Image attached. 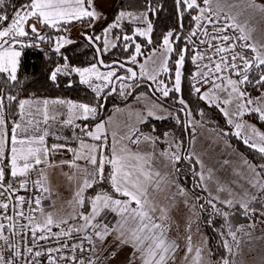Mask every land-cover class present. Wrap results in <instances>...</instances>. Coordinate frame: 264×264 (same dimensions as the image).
Returning a JSON list of instances; mask_svg holds the SVG:
<instances>
[{
  "label": "rangeland",
  "instance_id": "obj_1",
  "mask_svg": "<svg viewBox=\"0 0 264 264\" xmlns=\"http://www.w3.org/2000/svg\"><path fill=\"white\" fill-rule=\"evenodd\" d=\"M62 1L35 0L33 11L23 10L6 27H1L5 18L0 14V69L4 74L15 80L20 47L45 44L59 52L90 39L99 43L103 52L112 49L119 40L125 49L132 47L126 65L135 69L138 77L135 83L120 82L116 92L106 97L112 80L116 76H128L125 72L115 68L104 70L97 62L88 68H72L80 83L103 104L108 99L104 117L93 123L103 104L82 106L59 99L60 105L57 102L49 106L47 114L42 113L41 117L37 114L34 125L29 126V133L37 137L32 141L35 155L24 158L22 163L27 169L36 170L42 183L45 199L40 210L44 230L70 231L84 228L94 218L100 219L104 227L97 237L94 264H264V221L249 215L245 219L234 217L235 209L247 212L248 205L259 199L264 183L257 168L225 138L230 132L264 156V129L250 119L255 114L264 121V114L260 101L244 92L245 76L231 84H215L198 92L207 106L215 107L222 114L228 128L212 130L194 118L180 98L171 97L180 91L186 51L191 63L185 39L181 54L171 64L175 40L168 33L157 46H150L151 24L146 15L138 17L120 12L110 20L118 0H83L69 23L64 21L71 8L63 10ZM180 2L185 13L194 11L192 29L206 10L230 19L252 42L255 67L264 66V3L253 0ZM214 3L227 9L229 14L217 11ZM124 25L131 28L130 34ZM47 30L55 35L45 38ZM137 39L145 41L149 48L141 46ZM4 41L9 43L1 51ZM42 106L46 107L45 103ZM62 106L65 111L61 114H65L67 123L62 127L46 125L50 122L46 120L56 116ZM181 111L184 112L182 122L191 133L187 147L172 133L159 139L141 131V124L148 120L172 118L180 123L178 112ZM43 112L46 111L43 109ZM3 117L0 95V174L5 180L1 163L8 147L4 148ZM87 123L89 127L102 125L107 136L103 150L83 142L82 127ZM74 126L78 133L69 135ZM52 128L64 134L58 131L53 134ZM108 133L126 135L131 141L138 137L134 145L129 140L126 142V164L122 157L111 162L105 154ZM49 136L59 142L58 145L49 142L58 151L52 153L59 154L55 155L58 160H52L46 152ZM181 158L198 167L194 177L198 192L204 197L192 194L179 178L178 171L185 170L182 173L187 174L186 170L192 168L188 163L182 166ZM6 179L9 180L7 175ZM107 187L113 194L106 191ZM202 199L206 210L228 224L222 233V247L227 252L223 259H212L213 249L201 222Z\"/></svg>",
  "mask_w": 264,
  "mask_h": 264
},
{
  "label": "trees",
  "instance_id": "obj_2",
  "mask_svg": "<svg viewBox=\"0 0 264 264\" xmlns=\"http://www.w3.org/2000/svg\"><path fill=\"white\" fill-rule=\"evenodd\" d=\"M32 1L0 0V14L5 18L1 27H6L18 13L27 9ZM253 1L264 3V0ZM180 11L182 28L179 26L175 0H118V4L114 8L110 20L120 12L134 14L138 17L146 15L151 24L150 46H157L168 33H171V38L175 40L174 52L170 58V63L172 64L181 54L184 47L183 40L194 25V20L192 19L194 11L185 13L184 6L181 2ZM124 28L126 33H131L129 26L124 25ZM54 35L55 32L47 30L45 38ZM92 39L94 38L92 37ZM92 41L98 45L100 50L102 49L99 43L94 40ZM137 41L141 46L145 47L146 45V48H149L145 41L140 39H137ZM20 50L21 55L15 80L11 81L5 74L0 73V95L3 100L4 120L8 132L18 122L20 117V103L25 99H61L86 105L101 106L103 104V101L97 98L87 86L80 83L78 77L72 73V68H85L97 62L96 52L88 41L79 42L59 52L53 50L50 45L45 44L39 46L31 45L24 48L20 47ZM131 54L132 47L125 49L124 44L120 40L117 45L107 52L101 50L102 59L106 63L117 61L126 65L128 64L126 60ZM189 56V53L186 51L183 60L179 94H172L171 97L175 99L180 98L185 103L189 113L208 128L216 131L228 130L225 127V120L222 114L215 107L207 106L200 99L199 94L192 91L190 85L191 63ZM58 70L59 73L56 74ZM53 75H56L55 78H53ZM245 80V83H243L244 92L251 98L259 97L264 92V66H259L258 68L254 66L245 76ZM107 101L103 104V110L99 111L98 118L93 123L100 121L104 117ZM163 106L169 108L166 104H163ZM178 115L181 120L180 123H176L172 118L148 120L141 124V131L159 139L164 138L168 133H172L180 140L185 148L190 143L191 133L189 128L182 122L184 112H178ZM250 119L257 127L264 129V121H261L257 115L251 114ZM225 138L239 154L257 168L264 183L263 154L245 144L230 132L225 134ZM51 159L58 160L59 157ZM8 162L6 153L1 163L5 180H7ZM187 163L192 166L191 171L186 170L187 174L182 173L185 170L178 171L179 178L181 180L183 179L192 194L203 196V193L198 192L197 180L194 177L198 167L189 160L181 158L182 166L187 165ZM105 169L109 171L108 167ZM106 191L109 194H113L110 187ZM204 199L201 200L202 202L200 201L199 209L202 218L201 222L208 236V243L213 249L212 259H223L227 256V252L222 247V233L224 227L228 224L227 222L224 223L221 217L216 216L211 210L204 208L205 206L202 204L205 203L203 201ZM245 215H249V217L255 216L264 221V186L259 199L248 205L247 212L235 209L234 217L245 219Z\"/></svg>",
  "mask_w": 264,
  "mask_h": 264
},
{
  "label": "built area",
  "instance_id": "obj_3",
  "mask_svg": "<svg viewBox=\"0 0 264 264\" xmlns=\"http://www.w3.org/2000/svg\"><path fill=\"white\" fill-rule=\"evenodd\" d=\"M185 44L191 53L190 85L195 93L211 85L231 84L256 65L249 38L213 10L197 20ZM98 140L106 143L104 130ZM0 184L4 186L0 189V264H94L97 237L104 227L100 219L70 231L38 230L34 222L45 196L36 170L7 181L0 174Z\"/></svg>",
  "mask_w": 264,
  "mask_h": 264
},
{
  "label": "crops",
  "instance_id": "obj_4",
  "mask_svg": "<svg viewBox=\"0 0 264 264\" xmlns=\"http://www.w3.org/2000/svg\"><path fill=\"white\" fill-rule=\"evenodd\" d=\"M80 2L83 5V0H63L61 2L63 10H65L67 7L71 8V10L69 11L70 14L66 18V21H64V22L71 21V17L74 16V13L76 12V9L78 8V5ZM34 3H35V0H33L31 2V4L29 5L27 10L33 11L32 7L34 6ZM214 4H215V8L217 9V11H220L223 14L224 13L229 14V11H227V9H224L220 4H217V3H214ZM257 4H259V3H257ZM35 16L38 18L37 15H35ZM40 22H42V20H40ZM44 23H41V24L45 25ZM48 25H45V26L50 27ZM4 43H5V45H1L2 46L1 51L4 49V47L7 46V44L9 42L4 41ZM255 60H256V58H254V61ZM90 66H87L85 68H88ZM0 73L6 74V72L2 71V69H0ZM7 76L10 79L9 75H7ZM10 80L13 81L14 79H10ZM254 99L255 100L258 99L260 101V104L262 107V112L264 114V92L259 97L254 98ZM57 102H58V104L61 103L59 99H55V100L25 99V100L21 101V103H20V117H19L18 122L12 126V128L10 129L9 132L6 130V128L4 130V138H3V140L5 142L4 148L6 146L8 147L7 156H8V161H9L8 162L9 168H8L7 173H6L8 179L14 178V177H20L27 170H29V169H27L28 166L23 165L22 160L26 157H30V156L32 157L33 155H35V152L32 151V147H34V145L32 144V141H35L37 139L35 134L29 133L30 132V131H28L29 126L34 125V120H35V117L37 116V114H39L40 117L42 116V113H43V115H46L48 108H50L54 103H57ZM68 102H71V101H68ZM42 103H45L46 107L45 106L41 107ZM73 103L77 104V105L87 106V105H83L80 103H75V102H73ZM89 106H94V105H89ZM63 107L64 106H62L61 108H63ZM39 109H40V112H38ZM43 109L46 111L45 113L43 112ZM56 110H57V108H56ZM61 111H65L64 108L59 109L57 112V115L50 118V119L46 120V118L44 117V119L46 121H50L49 123L48 122H46V123L44 122V123L46 125L50 124L52 126L59 124L60 127H62L63 124L65 125V122L67 123V121H66V118L64 117L65 114H61ZM3 121H4V117H3ZM99 124L100 123L94 124L91 127H89L88 125H84L82 127V131H83L82 135L84 134L85 136H83L81 138L84 139L83 142H87L89 144H95V145L99 146L101 148V150H103L104 149L103 145L97 140L98 135L100 134V131L103 129L102 125H99ZM54 131H58V130H55L54 128H52L50 132L53 133ZM67 131H69V130H67ZM56 133L64 134L63 132H60V131H58ZM71 133L69 135H76V133H78V129L76 128V126H74ZM53 134H55V132ZM80 135H81V133H80ZM108 137H109V141L107 142V149L105 150V154L108 155V158L111 160V162H113L114 158H116V157L117 158L122 157L123 163L126 164L124 149H126V142H128V140H129L128 136L121 135V134L119 136H116V134H113V136H112L110 133H108ZM85 138H87V139L85 140ZM46 141L48 142V143H46V150L48 149L46 152L48 153V155L51 154L50 155L51 158L55 155L56 156L59 155V154H52L53 152L56 153L58 151L53 147L54 146L53 143H51V144L49 143L51 141H54L55 145H58L59 142L56 143L57 142L56 139H53L50 136L46 139ZM130 141L131 140H129V142ZM60 145H65V143H62V144L60 143ZM101 150H100V152H101ZM119 152H121V154ZM97 154H99V153H97ZM62 157L63 156H61V158H60L61 160H62ZM60 161H58V162H60ZM100 162L101 161H99V163ZM41 211H42V209L37 214V216L35 218V222H34V226L38 230H44V228L42 227L44 225L42 223Z\"/></svg>",
  "mask_w": 264,
  "mask_h": 264
},
{
  "label": "water",
  "instance_id": "obj_5",
  "mask_svg": "<svg viewBox=\"0 0 264 264\" xmlns=\"http://www.w3.org/2000/svg\"><path fill=\"white\" fill-rule=\"evenodd\" d=\"M175 4H176L177 14H178V18H179V26H180V28H182L180 0H175ZM39 39H41V38H39ZM87 41L93 46V48L96 52L97 63L102 69L108 70L111 68H115V69H119V70L125 72L128 75V76H116L112 80L110 92H109V94L106 95V97L111 96L112 94H114L116 92L117 86L120 82H125V83H135L136 82L138 75H137V72L135 69H133L132 67L125 65L121 62H117V61L110 62V63L104 62L98 46L90 39ZM0 189L4 190V186L1 184H0ZM11 212H12V206H11Z\"/></svg>",
  "mask_w": 264,
  "mask_h": 264
}]
</instances>
